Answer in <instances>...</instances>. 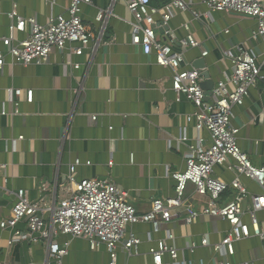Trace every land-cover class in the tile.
I'll return each instance as SVG.
<instances>
[{
  "label": "crops",
  "instance_id": "0c3cea01",
  "mask_svg": "<svg viewBox=\"0 0 264 264\" xmlns=\"http://www.w3.org/2000/svg\"><path fill=\"white\" fill-rule=\"evenodd\" d=\"M126 1L92 0V5L81 7L83 26L93 38L82 56L73 55L75 46L69 45L40 65H15L6 58L0 70V165L5 166L0 169V223L10 217L15 193L20 190L31 202L41 204L42 217L49 221L53 207L67 195V178L76 161L80 165L73 174L75 181L107 180L126 193L137 214L148 213L155 199L174 197L176 184L171 174L185 170L188 147L197 137L209 142L206 131L198 132L194 123H187L186 117L194 109L184 98L176 101L171 91L172 70L157 66L153 56H145L140 47L131 45L133 17ZM169 1L151 0L150 6L161 9ZM185 1L192 3L191 10L173 11L164 25L155 16L160 25L156 37L177 47L187 34L183 25H189V33L199 45L184 51L181 68L196 69L202 62L209 74L211 95L214 87L233 73L224 52L245 47L262 62L261 41L254 38L256 20L235 13H208L201 0ZM68 7L69 0H0V50L1 39L9 36L8 15L13 11L46 25L52 18L66 16ZM105 11V22L98 23L97 14ZM192 13L200 17L195 19ZM14 37L23 40L25 35L15 33ZM203 52L207 53L204 57ZM17 89L33 91V100L27 103L23 98L14 99L18 103L14 114L11 92ZM211 95L207 100H212ZM231 113L240 150L254 167L264 166V69L243 105L234 107ZM212 176L228 185L217 204L232 200L237 194L229 186L233 173L215 167ZM240 181L248 193L243 200V222L250 226L249 197L262 191L245 177ZM206 200L188 184L169 223L127 226V235H134L140 244L131 255L118 248L116 264H154L150 251L159 241H166L177 252L176 259L165 253L161 264H219L222 255L201 241L220 243L230 225L201 214ZM191 212L199 216L194 223L186 224ZM257 221L263 237L251 232L248 239L234 244V254L226 256L227 261L264 264L263 212L257 213ZM16 230L24 231L25 226L19 223ZM13 233L0 228V264L47 263L46 243L20 241L9 245ZM169 235L173 238L168 239ZM56 242L66 246L61 264L110 263L102 245L91 250L87 241L67 236L57 237Z\"/></svg>",
  "mask_w": 264,
  "mask_h": 264
},
{
  "label": "built area",
  "instance_id": "2783aa9c",
  "mask_svg": "<svg viewBox=\"0 0 264 264\" xmlns=\"http://www.w3.org/2000/svg\"><path fill=\"white\" fill-rule=\"evenodd\" d=\"M151 0H127L126 8L133 17L131 23V45L140 47L143 55L153 56L155 64L172 70L171 91L176 101L181 98L189 101L193 106L192 114L186 117L187 123H194L198 132L206 131L207 142L197 137L194 144L188 147L185 156V170L171 174L175 181L174 197L169 199H155L148 213L137 214L129 204L127 195L117 186L107 180L90 179L75 181L73 174L76 161L70 168L68 176L69 187L66 196L59 200L51 210L49 221L42 217L41 204L31 202L23 190L15 193V204L9 218L0 223L1 229L14 231L9 245L20 241L32 243H46L48 245V261L46 264H61L66 255V246H60L56 238L67 236L79 238L88 242L91 250L104 246L109 254L110 263L116 264L117 250L122 249L128 255L137 251L140 241L134 235H127L126 228L138 223H169L174 215L172 210L181 205V199L188 184L195 193L205 197L206 207L202 215L220 218L230 225L225 237L218 244L210 245L206 239L201 244L211 247L222 255L219 264H233L226 260V256L234 254V244L251 236L263 237L257 213H264V166L254 167L237 144L238 129L231 126L232 109L242 106L248 90L261 79L264 69V0H201L208 13H235L257 21V31L254 38L261 41L262 62L245 47H236L223 53L224 58L233 66V73L229 79L219 82L212 90V100H206L201 87V71L182 70L183 53L188 49L197 48L199 43L189 33V25H183L187 34L182 37L177 47L170 43H162L156 37V30L160 27L155 16L160 17L161 26L172 17L173 11L189 12L191 2L185 0H170L161 9L150 6ZM92 5V0H69L66 16L52 18L46 25H40L34 18L19 17L14 11L8 15L10 19L9 36L1 39L3 50H0V70L6 65V58L15 65H40L45 63L54 52H61L67 46L73 45L72 54L84 55L92 42V35L84 28L80 16L81 7ZM100 12L96 16L98 23H104L105 14ZM195 19L200 17L192 13ZM15 33L25 35L23 40H17ZM206 52L202 56H206ZM90 54L86 55L89 59ZM78 69V65H74ZM229 86L232 87L229 89ZM10 104L17 113V102L14 99L23 98L31 103L33 91L12 90ZM3 113V112H2ZM95 121V117L92 119ZM112 166V162L108 164ZM215 167H225L234 177L229 186L237 192L235 197L223 205L218 200L226 190L227 184L212 176ZM4 165H0L3 170ZM245 177L261 189V194L250 195L251 210L247 212L250 226L243 222L245 212L243 200L248 193L240 178ZM198 213L191 212L185 219L186 224L194 223ZM19 223L25 226L24 231L16 230ZM172 239V235L167 237ZM167 253L172 259L177 258L175 249L169 248L166 241H159L156 249L150 254L154 264H161L162 256ZM248 264V263H245Z\"/></svg>",
  "mask_w": 264,
  "mask_h": 264
},
{
  "label": "water",
  "instance_id": "95a60500",
  "mask_svg": "<svg viewBox=\"0 0 264 264\" xmlns=\"http://www.w3.org/2000/svg\"><path fill=\"white\" fill-rule=\"evenodd\" d=\"M196 69L198 70H201V77L205 79V81L203 83H201V87L202 89L204 90V93H205V97H206V100L208 99V97L211 95V92H210V82L209 80V74L207 71H205L204 69V64L202 62H198L196 64Z\"/></svg>",
  "mask_w": 264,
  "mask_h": 264
}]
</instances>
